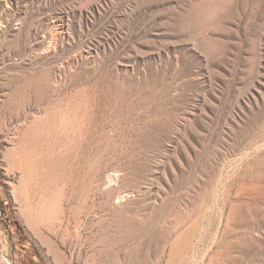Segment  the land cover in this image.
<instances>
[{
    "label": "rangeland",
    "instance_id": "rangeland-1",
    "mask_svg": "<svg viewBox=\"0 0 264 264\" xmlns=\"http://www.w3.org/2000/svg\"><path fill=\"white\" fill-rule=\"evenodd\" d=\"M0 264H264V0H0Z\"/></svg>",
    "mask_w": 264,
    "mask_h": 264
},
{
    "label": "bare ground",
    "instance_id": "bare-ground-1",
    "mask_svg": "<svg viewBox=\"0 0 264 264\" xmlns=\"http://www.w3.org/2000/svg\"><path fill=\"white\" fill-rule=\"evenodd\" d=\"M43 240H45V239H43ZM46 243V242H45ZM47 246V245H46ZM50 249H51V247H50ZM50 251V250H49ZM56 251V250H55ZM51 252V251H50ZM58 254V253H57ZM62 262V261H61Z\"/></svg>",
    "mask_w": 264,
    "mask_h": 264
}]
</instances>
